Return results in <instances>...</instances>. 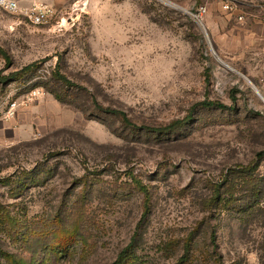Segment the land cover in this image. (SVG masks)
Wrapping results in <instances>:
<instances>
[{
	"label": "rangeland",
	"instance_id": "374dc122",
	"mask_svg": "<svg viewBox=\"0 0 264 264\" xmlns=\"http://www.w3.org/2000/svg\"><path fill=\"white\" fill-rule=\"evenodd\" d=\"M74 2L44 25L0 8V264H219L213 241L222 264H264V188L248 213L205 203L233 167L264 187V0ZM205 99L236 108L155 130ZM79 207L88 243L56 256L52 223Z\"/></svg>",
	"mask_w": 264,
	"mask_h": 264
},
{
	"label": "trees",
	"instance_id": "16d2710c",
	"mask_svg": "<svg viewBox=\"0 0 264 264\" xmlns=\"http://www.w3.org/2000/svg\"><path fill=\"white\" fill-rule=\"evenodd\" d=\"M0 52L2 49L0 47ZM36 65V63H31L26 65L24 68L18 71L10 73L8 76L4 77L6 80H11L16 77L22 76L31 71V69ZM54 77L57 80H61L63 83L73 86L74 84L58 70L55 71ZM58 96V95H57ZM216 107L219 109L234 110L236 108V103L233 101L231 105H226L219 100H209L205 99L198 102L190 113L183 119H177L166 126L156 127L157 131H167L174 130L178 126H182L187 123L192 118L193 111L198 107ZM101 107V106H100ZM105 111L113 114L119 115L127 124L132 125L131 121L127 118L124 112L117 109L106 108ZM259 156H264V151L258 153ZM249 167H233L231 168L224 177L213 184L211 196L205 201L210 209L215 206L221 207L226 211H240L243 213H248L255 205L259 203L262 196V179L259 176L253 174V169ZM137 188L141 190L144 194H148L147 188L142 184L141 181L134 180ZM148 198V196H147ZM84 203V202H83ZM82 203V204H83ZM149 201L147 200L146 206H148ZM65 210L63 214L58 215L59 219L52 223V238L49 241L48 248L51 253L56 254V256H61L63 254L69 253V250L79 242L88 243L86 239V232L82 230L88 215L83 207L76 208L75 211ZM148 212V211H146ZM147 214V213H145ZM213 252L218 254V257L214 259V263L222 264L221 255L217 251V243L213 241ZM190 250L187 246L186 254H189ZM119 255L117 260L112 264H139V261L133 251H125ZM10 264H34V261H26L22 257L16 255H7Z\"/></svg>",
	"mask_w": 264,
	"mask_h": 264
},
{
	"label": "built area",
	"instance_id": "2783aa9c",
	"mask_svg": "<svg viewBox=\"0 0 264 264\" xmlns=\"http://www.w3.org/2000/svg\"><path fill=\"white\" fill-rule=\"evenodd\" d=\"M88 3L89 0H75L73 8L84 10ZM0 8L11 14L22 16L34 25L47 24L56 14L54 5L46 0H33L28 5H21L18 0H0Z\"/></svg>",
	"mask_w": 264,
	"mask_h": 264
},
{
	"label": "crops",
	"instance_id": "0c3cea01",
	"mask_svg": "<svg viewBox=\"0 0 264 264\" xmlns=\"http://www.w3.org/2000/svg\"><path fill=\"white\" fill-rule=\"evenodd\" d=\"M19 2H20V4L21 5H28V4H30V2L31 1H33V0H18ZM46 1H48V2H52L53 0H46ZM52 4V3H51Z\"/></svg>",
	"mask_w": 264,
	"mask_h": 264
},
{
	"label": "bare ground",
	"instance_id": "6f19581e",
	"mask_svg": "<svg viewBox=\"0 0 264 264\" xmlns=\"http://www.w3.org/2000/svg\"><path fill=\"white\" fill-rule=\"evenodd\" d=\"M258 94L263 98V100H264V97L260 94V92L258 91Z\"/></svg>",
	"mask_w": 264,
	"mask_h": 264
},
{
	"label": "water",
	"instance_id": "95a60500",
	"mask_svg": "<svg viewBox=\"0 0 264 264\" xmlns=\"http://www.w3.org/2000/svg\"><path fill=\"white\" fill-rule=\"evenodd\" d=\"M256 91L258 92V90L256 89Z\"/></svg>",
	"mask_w": 264,
	"mask_h": 264
}]
</instances>
